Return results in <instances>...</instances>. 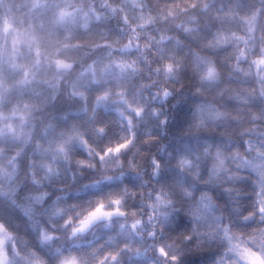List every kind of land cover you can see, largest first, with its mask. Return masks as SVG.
<instances>
[{
	"label": "clouds",
	"instance_id": "9594fccd",
	"mask_svg": "<svg viewBox=\"0 0 264 264\" xmlns=\"http://www.w3.org/2000/svg\"><path fill=\"white\" fill-rule=\"evenodd\" d=\"M0 264H264V0H0Z\"/></svg>",
	"mask_w": 264,
	"mask_h": 264
}]
</instances>
